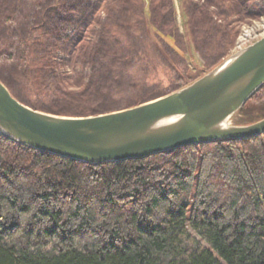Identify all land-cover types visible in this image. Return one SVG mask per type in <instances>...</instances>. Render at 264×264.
<instances>
[{
  "label": "trees",
  "instance_id": "obj_1",
  "mask_svg": "<svg viewBox=\"0 0 264 264\" xmlns=\"http://www.w3.org/2000/svg\"><path fill=\"white\" fill-rule=\"evenodd\" d=\"M184 12L185 34L173 0H0V80L58 114L131 107L160 96L152 62L190 44L213 68L264 0ZM0 264H264V132L99 164L0 134Z\"/></svg>",
  "mask_w": 264,
  "mask_h": 264
},
{
  "label": "water",
  "instance_id": "obj_2",
  "mask_svg": "<svg viewBox=\"0 0 264 264\" xmlns=\"http://www.w3.org/2000/svg\"><path fill=\"white\" fill-rule=\"evenodd\" d=\"M264 84V36L166 95L106 113L67 116L32 108L0 80V134L35 149L92 164L264 132V117L229 119Z\"/></svg>",
  "mask_w": 264,
  "mask_h": 264
},
{
  "label": "rangeland",
  "instance_id": "obj_3",
  "mask_svg": "<svg viewBox=\"0 0 264 264\" xmlns=\"http://www.w3.org/2000/svg\"><path fill=\"white\" fill-rule=\"evenodd\" d=\"M173 1L176 8L177 23L179 25L180 30L185 34L187 32L186 17H185L186 15L184 12V3L186 0H173ZM231 24L232 27H234L236 34L232 45L229 47V50L227 51L226 55L223 56V58L219 63L225 60L228 56L240 50V45L243 42L242 39L243 37L246 36L247 41L251 40L255 42L256 40L259 39L260 35H264V15L243 19L241 21H235L233 19ZM164 39L170 45H174L175 43L174 38L171 36H165ZM185 42L188 46L189 41L187 43L185 39ZM190 52H192V47L189 44V51L188 53L185 54L186 60L185 62H182L183 63L182 64L178 62L179 59L175 58L174 60L173 57L175 56H172L169 53V49H167V53L171 55L170 56L171 59L165 62L155 60L154 62L151 63L150 67L146 71V77H147L146 80L148 82L147 86H149V88L151 87L152 89H154V91H157L158 94H160V96H163L172 91L179 89L178 86L182 85V83L185 84L184 86L190 84L191 82H193L194 80H196L197 78H199L200 76H202L203 74H205L206 72L212 69V68L208 69L206 64H204L203 61H201V58L196 53H195L196 59L195 60L193 58L191 59L189 57ZM219 63H217L216 65H218ZM137 74L140 76L139 72H137ZM184 86H181L180 88ZM139 91L140 88L137 90V92ZM128 92H130V90ZM33 99L35 100L36 97L33 96ZM52 109H56V108L53 107ZM50 113H54V112H50ZM59 115H65V114H59ZM91 115H95V114H91ZM67 116H72V115H67ZM263 117H264V84L260 86L252 94V96L243 104V106L229 119V123L230 124L234 123L235 125H245L255 122ZM188 228L190 232L197 239H200V237L192 230L190 225H188Z\"/></svg>",
  "mask_w": 264,
  "mask_h": 264
},
{
  "label": "built area",
  "instance_id": "obj_4",
  "mask_svg": "<svg viewBox=\"0 0 264 264\" xmlns=\"http://www.w3.org/2000/svg\"><path fill=\"white\" fill-rule=\"evenodd\" d=\"M263 35H260V37L259 38H261ZM246 39H247V37H246ZM247 41V40H246ZM246 41H243V46H241L240 45V49H242V48H244V47H246V46H248V44H252L253 43V41H251V40H248L247 42ZM249 41H251V42H249Z\"/></svg>",
  "mask_w": 264,
  "mask_h": 264
},
{
  "label": "bare ground",
  "instance_id": "obj_5",
  "mask_svg": "<svg viewBox=\"0 0 264 264\" xmlns=\"http://www.w3.org/2000/svg\"><path fill=\"white\" fill-rule=\"evenodd\" d=\"M263 36H264V35H263ZM242 39H243V41H246V40H247V39H246V36L243 37ZM241 44H242L241 46H243L244 43L242 42ZM231 124H234V123H231Z\"/></svg>",
  "mask_w": 264,
  "mask_h": 264
}]
</instances>
